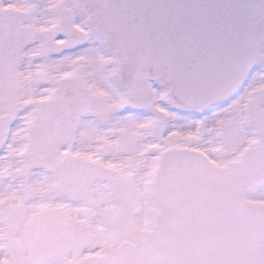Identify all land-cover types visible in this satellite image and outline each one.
Masks as SVG:
<instances>
[{
	"label": "snow or ice",
	"instance_id": "snow-or-ice-1",
	"mask_svg": "<svg viewBox=\"0 0 264 264\" xmlns=\"http://www.w3.org/2000/svg\"><path fill=\"white\" fill-rule=\"evenodd\" d=\"M0 264H264V0H0Z\"/></svg>",
	"mask_w": 264,
	"mask_h": 264
}]
</instances>
